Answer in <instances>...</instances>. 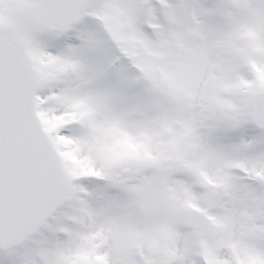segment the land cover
I'll return each mask as SVG.
<instances>
[{
    "label": "snow or ice",
    "instance_id": "obj_1",
    "mask_svg": "<svg viewBox=\"0 0 264 264\" xmlns=\"http://www.w3.org/2000/svg\"><path fill=\"white\" fill-rule=\"evenodd\" d=\"M0 264H264V0H0Z\"/></svg>",
    "mask_w": 264,
    "mask_h": 264
}]
</instances>
